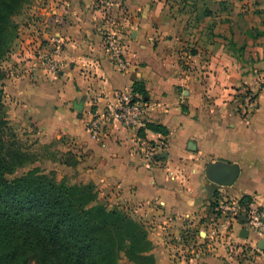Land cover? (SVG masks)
Wrapping results in <instances>:
<instances>
[{
  "label": "crops",
  "instance_id": "1",
  "mask_svg": "<svg viewBox=\"0 0 264 264\" xmlns=\"http://www.w3.org/2000/svg\"><path fill=\"white\" fill-rule=\"evenodd\" d=\"M116 1L110 12L96 0H39L27 10L1 68L11 115L31 124L61 173L147 226L154 264H264V236L241 238L242 223L228 228L217 215L201 220L225 199L264 205V30L227 0ZM109 26L125 37L124 70L104 49ZM134 83L144 87L146 124L167 135L110 123L91 139V113ZM241 86L258 100L246 119L237 112ZM214 164L237 168L230 185L210 179Z\"/></svg>",
  "mask_w": 264,
  "mask_h": 264
},
{
  "label": "trees",
  "instance_id": "2",
  "mask_svg": "<svg viewBox=\"0 0 264 264\" xmlns=\"http://www.w3.org/2000/svg\"><path fill=\"white\" fill-rule=\"evenodd\" d=\"M29 0H0V62L17 35V16ZM5 76L0 69V80ZM133 93L145 100L144 87ZM0 120V264H118L124 257L133 264H154L153 245L144 224L116 208L97 202L92 183L67 185L36 171L15 180L5 176L27 161ZM167 135V130L146 124L144 131ZM13 137V135H11ZM7 137V138H5ZM251 200L243 197L242 207ZM210 206H214L213 203Z\"/></svg>",
  "mask_w": 264,
  "mask_h": 264
},
{
  "label": "built area",
  "instance_id": "3",
  "mask_svg": "<svg viewBox=\"0 0 264 264\" xmlns=\"http://www.w3.org/2000/svg\"><path fill=\"white\" fill-rule=\"evenodd\" d=\"M96 2L106 12L118 8L116 0H96ZM103 44L110 61L120 70H124L129 65L125 37L113 26H109L105 29ZM47 66L52 71L56 70L53 62ZM235 96L237 112L242 118L246 119L257 111V94L250 87L237 88ZM146 112L147 103L141 95L133 93L132 90L115 93L113 100L108 102L101 114L91 113L86 126L87 132L91 139L99 140L103 128L110 123H119L126 129L139 132L145 128ZM213 211L216 212L215 215L228 222V228L231 223H242L248 235L252 233L264 236V205L258 201L251 200L249 204L242 207L240 202L225 199L223 204H218ZM242 216L245 217L244 221H241Z\"/></svg>",
  "mask_w": 264,
  "mask_h": 264
},
{
  "label": "rangeland",
  "instance_id": "4",
  "mask_svg": "<svg viewBox=\"0 0 264 264\" xmlns=\"http://www.w3.org/2000/svg\"><path fill=\"white\" fill-rule=\"evenodd\" d=\"M38 1L39 0H29L28 4L24 5L21 12L17 16L12 18L14 24L17 25L16 38L18 36V29L20 25L24 24L25 22L22 21L23 15H25L27 10L30 9V7ZM227 2H229L232 7H240L241 10H243V15L246 19L247 25L250 28L264 30V0H227ZM16 38L13 39L9 51L5 54L2 61L0 62V69L5 68L4 61L11 53V49L13 48V44ZM11 114L12 113L10 112V107L5 104L4 95L0 87V120H5L4 125L2 123L1 124L11 132L10 134H6L5 136L15 139L17 146L27 156L26 162H24L20 167H17L11 174L5 176L8 180H15L20 178L23 174L31 171H36L37 173H40L42 175L54 177L58 182L62 181L67 185L89 184L80 181L77 174L72 172L63 174L58 170V167L53 166V163L55 162V156H49L47 145H43L34 141V134L32 130L33 128L30 127L31 124L27 122V120ZM11 135H13V137ZM215 213L216 212H214L213 208L209 205L207 207V210L205 211V215L201 220L203 222L207 220L208 222H211V218H213V215H215ZM145 228H147V226H145ZM196 236L198 237V235ZM30 264H35V259L31 260ZM118 264L133 263L129 262L124 257H121L118 261Z\"/></svg>",
  "mask_w": 264,
  "mask_h": 264
},
{
  "label": "water",
  "instance_id": "5",
  "mask_svg": "<svg viewBox=\"0 0 264 264\" xmlns=\"http://www.w3.org/2000/svg\"><path fill=\"white\" fill-rule=\"evenodd\" d=\"M218 168H221L220 170ZM218 169V170H217ZM209 177L215 183H219L222 185H230L236 175H237V168L232 166L230 168L220 166L217 164L211 165L208 169ZM245 217H241V221H244ZM239 236L242 238H247L248 232L246 230H241ZM259 249L264 250V241L261 240L258 244Z\"/></svg>",
  "mask_w": 264,
  "mask_h": 264
}]
</instances>
